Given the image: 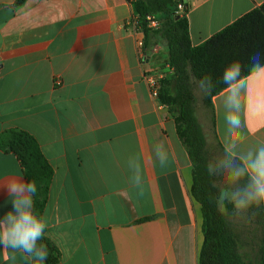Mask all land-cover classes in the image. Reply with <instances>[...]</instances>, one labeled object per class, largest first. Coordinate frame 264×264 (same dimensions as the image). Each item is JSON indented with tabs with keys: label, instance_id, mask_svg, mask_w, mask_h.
<instances>
[{
	"label": "crops",
	"instance_id": "crops-1",
	"mask_svg": "<svg viewBox=\"0 0 264 264\" xmlns=\"http://www.w3.org/2000/svg\"><path fill=\"white\" fill-rule=\"evenodd\" d=\"M14 1L0 0V132H29L53 167L42 216L56 264H199L203 216L191 160L145 80L167 71L164 45L142 57L131 0ZM263 3L187 0L192 45ZM241 81L236 132L247 151L264 145V65ZM224 90L211 98L203 129L222 146L232 138ZM157 147L168 153L164 168ZM137 156L139 188L128 165ZM21 176L27 181L17 156L0 150V182ZM12 199L0 188V218ZM0 264L38 262L0 247Z\"/></svg>",
	"mask_w": 264,
	"mask_h": 264
},
{
	"label": "trees",
	"instance_id": "trees-1",
	"mask_svg": "<svg viewBox=\"0 0 264 264\" xmlns=\"http://www.w3.org/2000/svg\"><path fill=\"white\" fill-rule=\"evenodd\" d=\"M26 0H15L20 6ZM136 14V29L142 32V57L155 45H164L167 52L160 72L157 98L174 120L177 135L192 164L193 197L201 204L203 242L199 264H264V211L262 204L237 212L232 204L226 212L218 210L216 197L220 176H212L207 165L218 149L208 143L196 114L195 85L202 78L213 84L210 94H202L204 108L213 113L211 98L226 86L222 74L226 66L238 64L241 79L264 65V3L244 14L199 45H192L186 14H177L175 0H131ZM156 25L151 26L150 21ZM259 57L254 67L253 57ZM0 150L13 152L27 182L35 183L34 211L42 216L53 177V167L41 152L37 140L20 128L0 132ZM215 185V186H214ZM237 218V219H236ZM46 246L43 264H56L59 252L44 236L38 241Z\"/></svg>",
	"mask_w": 264,
	"mask_h": 264
},
{
	"label": "clouds",
	"instance_id": "clouds-1",
	"mask_svg": "<svg viewBox=\"0 0 264 264\" xmlns=\"http://www.w3.org/2000/svg\"><path fill=\"white\" fill-rule=\"evenodd\" d=\"M258 59V56L253 57L254 67ZM222 81L226 86L222 96L225 121L232 138L224 144L222 155L208 163L207 171L212 176L224 178L225 186L219 189L216 197L218 210L226 212L227 205L232 204L237 212H243L264 203V145L247 151L240 148L241 138L236 130L241 128L240 94L244 84L239 65L226 66ZM197 87L202 94H210L213 84L205 77L197 82ZM155 156L161 168L167 166L165 150L157 147ZM128 165L133 173L131 183L139 188L143 183L140 157L130 159ZM0 188L13 197L11 210L0 218V247L25 253L43 264L47 250L38 241L43 238L47 223L34 211L35 183L27 182L21 176L0 182Z\"/></svg>",
	"mask_w": 264,
	"mask_h": 264
},
{
	"label": "built area",
	"instance_id": "built-area-1",
	"mask_svg": "<svg viewBox=\"0 0 264 264\" xmlns=\"http://www.w3.org/2000/svg\"><path fill=\"white\" fill-rule=\"evenodd\" d=\"M176 1V13L177 14H187V0H175ZM150 25L151 26H155L156 25V21L155 20H151L150 21ZM162 77L160 72H154V73H149L145 76V80L151 90V93L157 97V92H158V88H159V80Z\"/></svg>",
	"mask_w": 264,
	"mask_h": 264
},
{
	"label": "rangeland",
	"instance_id": "rangeland-1",
	"mask_svg": "<svg viewBox=\"0 0 264 264\" xmlns=\"http://www.w3.org/2000/svg\"><path fill=\"white\" fill-rule=\"evenodd\" d=\"M194 92H195V96H196V103H195V105H196V114H197V116L199 118V121H201L202 127L204 129L205 128V125H204L205 121H207V119H208V116H207L208 113H207V109L204 108V106H203V104L201 102L202 93L199 90V88L197 87V84L195 85V91ZM207 135H208V133H207ZM215 142L216 141H215L214 137L210 133L209 144L211 145L212 148H214L216 146ZM214 153H215V157H219L221 155V153H220V151L218 149H216L214 151ZM218 184H219L220 188L225 186L224 178L221 179Z\"/></svg>",
	"mask_w": 264,
	"mask_h": 264
}]
</instances>
